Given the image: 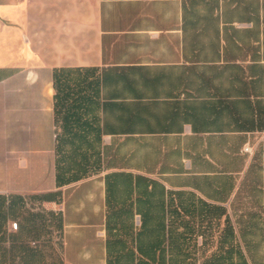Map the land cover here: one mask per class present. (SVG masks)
Wrapping results in <instances>:
<instances>
[{
	"label": "crops",
	"instance_id": "crops-1",
	"mask_svg": "<svg viewBox=\"0 0 264 264\" xmlns=\"http://www.w3.org/2000/svg\"><path fill=\"white\" fill-rule=\"evenodd\" d=\"M0 196L6 264H264V0H0Z\"/></svg>",
	"mask_w": 264,
	"mask_h": 264
},
{
	"label": "trees",
	"instance_id": "trees-1",
	"mask_svg": "<svg viewBox=\"0 0 264 264\" xmlns=\"http://www.w3.org/2000/svg\"><path fill=\"white\" fill-rule=\"evenodd\" d=\"M90 134H81L73 128L65 129L59 136L57 148L58 180L65 184L88 176L99 168L101 163L100 143L102 136L91 125ZM6 200L0 196V264H6L4 245V225L6 219Z\"/></svg>",
	"mask_w": 264,
	"mask_h": 264
},
{
	"label": "built area",
	"instance_id": "built-area-1",
	"mask_svg": "<svg viewBox=\"0 0 264 264\" xmlns=\"http://www.w3.org/2000/svg\"><path fill=\"white\" fill-rule=\"evenodd\" d=\"M245 151H246V152H250V151H251V148H250V147H246V148H245Z\"/></svg>",
	"mask_w": 264,
	"mask_h": 264
}]
</instances>
